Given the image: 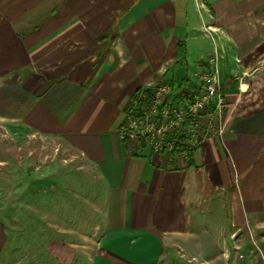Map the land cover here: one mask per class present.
<instances>
[{
    "label": "crops",
    "instance_id": "crops-1",
    "mask_svg": "<svg viewBox=\"0 0 264 264\" xmlns=\"http://www.w3.org/2000/svg\"><path fill=\"white\" fill-rule=\"evenodd\" d=\"M214 54L222 131L205 124L191 162L118 137L135 94L191 99ZM1 124L71 157L21 202L31 225L0 219V264H264V0H0Z\"/></svg>",
    "mask_w": 264,
    "mask_h": 264
},
{
    "label": "built area",
    "instance_id": "built-area-1",
    "mask_svg": "<svg viewBox=\"0 0 264 264\" xmlns=\"http://www.w3.org/2000/svg\"><path fill=\"white\" fill-rule=\"evenodd\" d=\"M197 86L191 89L192 98L174 103L171 98V84L159 81L154 87L150 103L140 106L145 99L144 90L130 99L126 118L118 126V137L128 142L132 148L141 143L151 151L172 156L176 153L182 160L187 158L186 150L174 148L173 134L182 131L186 135V145L199 143L203 135L202 127L216 122L222 131L224 97L220 93V71L217 55L209 56L195 73ZM239 258H243L240 253Z\"/></svg>",
    "mask_w": 264,
    "mask_h": 264
},
{
    "label": "rangeland",
    "instance_id": "rangeland-1",
    "mask_svg": "<svg viewBox=\"0 0 264 264\" xmlns=\"http://www.w3.org/2000/svg\"><path fill=\"white\" fill-rule=\"evenodd\" d=\"M195 57L196 55L193 53V55H189L187 58L189 62L193 63L192 60L195 61ZM197 64L198 63H196L195 66H197ZM199 67L197 68V71ZM157 83H159V81ZM169 83L171 84V82ZM172 90L173 89H171V93L174 91ZM57 143L58 142L53 140L42 141L39 138L32 137L30 133L24 131L20 126L15 124L0 125V219L6 220L10 226L12 225L13 227L19 228L18 221L21 218L22 220L28 218V225H31L30 223L32 221H30V216L25 218L20 217L21 215L18 216V213L21 214L23 211V208H21V202H24L29 209L32 203V198H35V203L38 202L41 204V202H43L42 199L44 200L45 197L50 194L46 192L47 182L52 176V173L49 171V165H51V167L55 165L53 167L54 169L55 167L56 169L58 168L55 174L59 172L61 173L63 169H60L58 164L63 165L65 162L67 164H64L67 167L70 165L69 159L71 156ZM57 148L59 150L55 152ZM67 167L64 168L67 169ZM56 187L61 186L56 185ZM61 192L62 191L58 189L55 194V198L57 197V194L59 195L57 199H60L58 200V204L60 205L62 204ZM71 201V205L67 206L68 211L82 208V206L78 208L77 199L72 198ZM16 204H18L19 207H16ZM86 209L87 210L85 211H88L89 207L86 206ZM1 213L5 215L1 216ZM219 219L224 220L225 217L219 216L217 217V220ZM206 222H211L209 217ZM7 234L8 244L6 243L5 246L6 251L9 246V241L14 238V233L11 231H7ZM45 234L48 235L47 233ZM26 235L36 237V233H30V231ZM210 252L213 254L215 251L211 250ZM234 252H238L239 255V252H242V250L236 248L234 249ZM242 255L245 257L244 253ZM168 256L177 257V264H195L193 261L190 263L191 260L189 258L191 257H189V255L179 257L178 254L176 255L175 251H172ZM160 264L175 263L173 261L169 263L168 260L166 263Z\"/></svg>",
    "mask_w": 264,
    "mask_h": 264
},
{
    "label": "trees",
    "instance_id": "trees-1",
    "mask_svg": "<svg viewBox=\"0 0 264 264\" xmlns=\"http://www.w3.org/2000/svg\"><path fill=\"white\" fill-rule=\"evenodd\" d=\"M178 55H179V59H184L186 56V50H185V45L183 42L178 43ZM171 87L173 89L174 84L171 82ZM146 93V97L145 99H143L140 102V106H145L148 105L150 103V99L152 98L153 92H154V87H148L143 89ZM184 93L182 92V89H180L179 93L172 98V101L174 103H178L184 100L183 97ZM173 140H174V148L179 150H186L187 151V158L184 160L185 162L189 163L193 160V154L196 151L198 144L192 146V147H188L186 145V135L184 134V132L182 131H175V133L173 134ZM141 145H144V143L142 142ZM173 155V154H172Z\"/></svg>",
    "mask_w": 264,
    "mask_h": 264
}]
</instances>
